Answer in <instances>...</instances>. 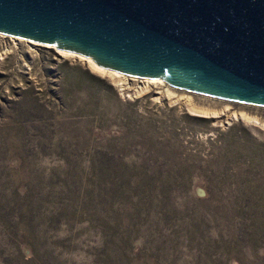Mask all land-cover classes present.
Returning a JSON list of instances; mask_svg holds the SVG:
<instances>
[{"label": "rangeland", "instance_id": "374dc122", "mask_svg": "<svg viewBox=\"0 0 264 264\" xmlns=\"http://www.w3.org/2000/svg\"><path fill=\"white\" fill-rule=\"evenodd\" d=\"M12 40L0 36V264H264V108L167 84L160 98L128 76L121 92Z\"/></svg>", "mask_w": 264, "mask_h": 264}, {"label": "water", "instance_id": "95a60500", "mask_svg": "<svg viewBox=\"0 0 264 264\" xmlns=\"http://www.w3.org/2000/svg\"><path fill=\"white\" fill-rule=\"evenodd\" d=\"M0 36L264 108V0H0Z\"/></svg>", "mask_w": 264, "mask_h": 264}, {"label": "bare ground", "instance_id": "6f19581e", "mask_svg": "<svg viewBox=\"0 0 264 264\" xmlns=\"http://www.w3.org/2000/svg\"><path fill=\"white\" fill-rule=\"evenodd\" d=\"M18 40V39H17ZM12 41H15L14 39ZM30 43V42H29ZM36 47H38L39 45L37 44H34V43H30ZM40 47V46H39ZM52 48V47H51ZM51 50L55 51V53L57 54L58 57L60 58H64V59H75L76 61H78L79 63H82L83 65L87 66L91 71H93L94 73L96 74H99V75H102V76H108L109 78H111L112 80L115 79L117 80L118 84L120 83L119 87L121 89V92L125 91V83L128 84V81H137V80H133V79H130L128 78L127 76H124V75H121L119 73H116V72H113V71H109V70H106V69H103L101 67H99L98 65H96L91 59H88V58H84L82 56H78V55H75V54H71V53H67V52H63V51H60V50H57L55 48H52ZM74 62V61H73ZM142 83L144 84V88H149V86H151L152 88H154L155 90H159L157 92H154L156 93L155 95H160L161 97L160 98H167L170 100V98H172V92H174L172 90V92L170 93L169 90H165V82L162 81V80H144L142 81ZM139 86V85H138ZM140 87V86H139ZM142 87V86H141ZM170 87V86H168ZM166 87V88H168ZM138 89V88H137ZM160 91H163L160 92ZM176 93V92H175ZM174 93V94H175ZM179 97V96H178ZM160 98H157L160 100ZM188 98V97H187ZM174 100V99H173ZM177 100V99H176ZM179 101H184L183 98H178ZM171 102V101H170ZM173 102V101H172ZM188 102V101H187ZM186 103V102H185ZM179 104V103H178ZM195 105V104H194ZM183 106V104H182ZM188 107H190V111L194 114H202V115H218L216 113H214L212 111L209 112V110H204L203 108L202 109H197L196 107H192L191 105H188ZM188 109V108H187ZM208 109V108H207ZM216 112V111H215ZM220 114V113H219ZM222 114V113H221ZM223 115V114H222ZM224 116H227V115H224ZM229 117V116H228ZM242 121V122H245L249 125H251L252 127H255L257 126V122L255 121V119L253 118H250L248 117L246 114H237V113H234L231 115V119L228 118L227 121ZM261 125V123H260ZM263 129H264V126H263ZM259 131V130H258Z\"/></svg>", "mask_w": 264, "mask_h": 264}]
</instances>
